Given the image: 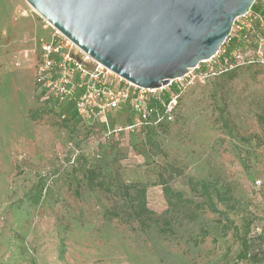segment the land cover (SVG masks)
<instances>
[{
	"label": "rangeland",
	"instance_id": "rangeland-1",
	"mask_svg": "<svg viewBox=\"0 0 264 264\" xmlns=\"http://www.w3.org/2000/svg\"><path fill=\"white\" fill-rule=\"evenodd\" d=\"M255 15L264 0L235 19L228 56L258 31L246 28ZM52 29L25 0H0V264H264V67L146 92L154 111L143 123L127 99L99 117L86 87L82 108L38 98L39 44ZM189 179L226 198L221 212L180 214L162 232V183L202 201ZM124 185L145 187L148 228L105 216L123 206Z\"/></svg>",
	"mask_w": 264,
	"mask_h": 264
},
{
	"label": "water",
	"instance_id": "water-1",
	"mask_svg": "<svg viewBox=\"0 0 264 264\" xmlns=\"http://www.w3.org/2000/svg\"><path fill=\"white\" fill-rule=\"evenodd\" d=\"M95 61L158 89L213 57L255 0H25Z\"/></svg>",
	"mask_w": 264,
	"mask_h": 264
},
{
	"label": "built area",
	"instance_id": "built-area-1",
	"mask_svg": "<svg viewBox=\"0 0 264 264\" xmlns=\"http://www.w3.org/2000/svg\"><path fill=\"white\" fill-rule=\"evenodd\" d=\"M247 15H250V9L241 17ZM253 17L254 20H257L255 27L253 26L254 21L249 19L246 28L258 29V31H255L245 41L246 45L234 47L229 56L222 46L213 57L200 62L178 79L185 80L187 85H191L196 81L204 83L223 76L242 66L257 64L264 67V35L261 34V31H264V16L255 15ZM47 24L49 23L47 22ZM227 40H229L228 37L225 41ZM23 56L27 59V54ZM19 64V60L14 61L15 66ZM34 80L38 98L45 104L50 101L63 104L75 102L79 108H82L85 101L81 99L80 95H76V91L79 87H86L89 103L100 105L99 117H103L108 108L117 107L120 99L134 102L137 119L141 123L146 122L150 113L154 111L151 107L154 100H151L146 92L149 93L155 89H143L122 79L95 61L54 28L50 38L39 44ZM175 105L176 96L166 105V119H171V111Z\"/></svg>",
	"mask_w": 264,
	"mask_h": 264
},
{
	"label": "trees",
	"instance_id": "trees-1",
	"mask_svg": "<svg viewBox=\"0 0 264 264\" xmlns=\"http://www.w3.org/2000/svg\"><path fill=\"white\" fill-rule=\"evenodd\" d=\"M98 184L103 186L102 182H99ZM162 184L163 195L167 204L166 209L159 216L160 220H162V227L160 229L162 232L172 231L173 229L171 224L179 217L180 214H182L183 218H186L189 221L196 218L195 211L197 210L220 213L221 211L216 206V203H221L226 200V198L222 196L219 191H211L205 183L194 182L192 179H189L191 188L195 189L196 186L200 185V196L203 198L200 202H196L192 198L185 197L182 191L174 190L165 183ZM121 195L123 199V206L118 210H106L105 216L108 218L120 217L125 222L135 221L141 228H148L149 225L147 220L151 219L154 213L147 207L145 187L142 185H124L122 187ZM243 247H245V249L247 248L245 241H243ZM246 257V253H243L240 256L242 259Z\"/></svg>",
	"mask_w": 264,
	"mask_h": 264
}]
</instances>
